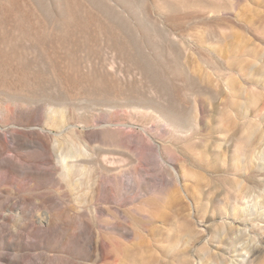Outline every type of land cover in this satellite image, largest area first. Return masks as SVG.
Masks as SVG:
<instances>
[{"label": "rangeland", "instance_id": "374dc122", "mask_svg": "<svg viewBox=\"0 0 264 264\" xmlns=\"http://www.w3.org/2000/svg\"><path fill=\"white\" fill-rule=\"evenodd\" d=\"M0 264H264V0H0Z\"/></svg>", "mask_w": 264, "mask_h": 264}, {"label": "bare ground", "instance_id": "6f19581e", "mask_svg": "<svg viewBox=\"0 0 264 264\" xmlns=\"http://www.w3.org/2000/svg\"><path fill=\"white\" fill-rule=\"evenodd\" d=\"M71 156H72V154L69 152L62 154V162H63V164H65V167H68V164H69L68 158Z\"/></svg>", "mask_w": 264, "mask_h": 264}]
</instances>
